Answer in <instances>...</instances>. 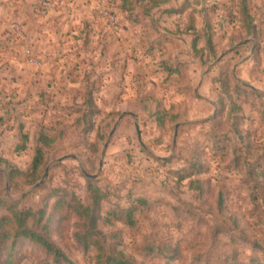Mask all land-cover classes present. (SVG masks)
<instances>
[{
	"label": "rangeland",
	"instance_id": "1",
	"mask_svg": "<svg viewBox=\"0 0 264 264\" xmlns=\"http://www.w3.org/2000/svg\"><path fill=\"white\" fill-rule=\"evenodd\" d=\"M40 1L0 0V198L42 212L73 264L94 253L54 205L88 203L87 180L104 195V246L132 264H264V0H52L36 17ZM38 146L37 181L11 180ZM129 208L132 228L103 224ZM10 260L54 264L26 240Z\"/></svg>",
	"mask_w": 264,
	"mask_h": 264
},
{
	"label": "trees",
	"instance_id": "2",
	"mask_svg": "<svg viewBox=\"0 0 264 264\" xmlns=\"http://www.w3.org/2000/svg\"><path fill=\"white\" fill-rule=\"evenodd\" d=\"M209 40L207 41V43ZM196 38L192 40V47L195 48ZM46 140L40 136L38 142ZM0 163L2 159L0 158ZM43 164V151L37 147L27 172L16 170L10 171V179L21 177L27 185H32L37 181V174ZM198 181H191L190 185H195L199 190ZM88 203H82L76 198L70 197L69 200L57 199L54 209L65 205L64 209L69 211L79 222V229L74 234V239L84 254L94 253L95 264H132L127 260L121 250H118V244L106 248L101 240V233L98 230V221L100 219L98 210L100 203L104 199L103 193L94 185L92 180H87ZM140 203L144 204L143 201ZM5 209L8 215L0 217V245H5L8 249L7 259L4 264H12L10 256L18 240H26L39 246L44 253L52 259L54 264H73L66 255L52 243L46 235L38 228L37 224L42 218V212L32 210H17L14 205H7L0 198V210ZM117 218V219H116ZM113 220L124 223L132 228L135 225L134 209L129 208L124 212L123 217L119 214L110 212L102 218L103 224L109 226ZM9 243V245H8Z\"/></svg>",
	"mask_w": 264,
	"mask_h": 264
},
{
	"label": "built area",
	"instance_id": "3",
	"mask_svg": "<svg viewBox=\"0 0 264 264\" xmlns=\"http://www.w3.org/2000/svg\"><path fill=\"white\" fill-rule=\"evenodd\" d=\"M63 4L60 2V5ZM57 6V2H54L52 0H42L40 1L34 8V13L36 17H46L50 14V12L53 10V8ZM100 16L106 23V25L115 33L119 31V25L117 18L115 14L108 9H102L99 11ZM19 29V28H17ZM23 38V37H22ZM24 39V38H23ZM24 55L27 60V63H29L32 66L39 67L41 65V61L38 57H35L32 53L29 46L24 47Z\"/></svg>",
	"mask_w": 264,
	"mask_h": 264
},
{
	"label": "water",
	"instance_id": "4",
	"mask_svg": "<svg viewBox=\"0 0 264 264\" xmlns=\"http://www.w3.org/2000/svg\"><path fill=\"white\" fill-rule=\"evenodd\" d=\"M136 129H137V127H136ZM64 159H66V157H65V158H62V159H60L59 161H62V160H64Z\"/></svg>",
	"mask_w": 264,
	"mask_h": 264
}]
</instances>
